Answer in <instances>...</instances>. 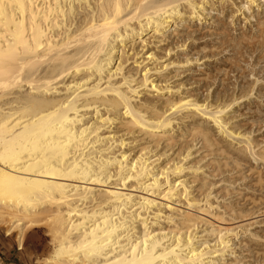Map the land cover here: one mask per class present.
<instances>
[{
  "label": "bare ground",
  "instance_id": "bare-ground-1",
  "mask_svg": "<svg viewBox=\"0 0 264 264\" xmlns=\"http://www.w3.org/2000/svg\"><path fill=\"white\" fill-rule=\"evenodd\" d=\"M227 23L264 62V0H0V224L19 248L45 225L54 264L264 263V146L240 106L264 74L213 95L239 61L198 54Z\"/></svg>",
  "mask_w": 264,
  "mask_h": 264
},
{
  "label": "rangeland",
  "instance_id": "rangeland-1",
  "mask_svg": "<svg viewBox=\"0 0 264 264\" xmlns=\"http://www.w3.org/2000/svg\"><path fill=\"white\" fill-rule=\"evenodd\" d=\"M199 27L200 26L198 25V28ZM226 27L224 28L225 29L224 31H227V33H226L225 36L223 35L225 32L222 34V37L220 38V41L219 40H217L216 42L215 41H208V42L204 43V44H207V49L208 50H204V52L202 51V52H199L198 54H199L200 57L202 56V58H203L205 55L207 56V55H210V54H213L214 52H216V51L213 50L212 51L213 53H212L210 51V49H209L210 46H212L214 44L221 45V43H223V44L224 43H227L226 45L224 44L225 47H227V51L222 56L223 57L227 56L226 59L229 62H230V60L231 61H233V60L235 61V59L237 58V60L239 61V65L237 63L238 61H236V63H237L236 65H237V67L238 66L239 67H238V69H237L236 66L234 67L235 68L234 73H229V76L227 77V79L225 80V82H222L221 79L219 78L220 75H217L218 74L217 72H216V74H214L213 73L214 70H213V72H212L214 74L213 75V80H212V84L213 85L211 84V82L209 83V84L212 85L210 87V89H209V92H210V94H213L214 95L215 94L214 92L216 90L217 91H223V90L225 91L226 90V92L228 93V96L230 97V95H234V93H235V95H237L238 93H242V94L247 93L246 91L249 90L248 89L249 87H247L248 84L254 78H256V76H254V75L252 76V75H249L248 74V72L251 71V67L253 68V65L254 64L259 63L258 65H255L254 70L256 71L257 74H258V71L260 72L262 70L261 71L262 72L261 73L262 75H260V77H263V74H264L263 73L264 72V62H262L261 60H260L261 61L260 62L257 59L251 58V57H249L250 55H247L246 57L241 58L242 61H240L238 59V57H239V52L238 51L241 49V47H240L241 45L239 44L240 42L238 41V39H237V37L235 35V34H237V32H233V30L231 29V27H230V25L228 23L226 24ZM179 28H181V27H179ZM229 29L232 30V31H230V34H228L229 33L228 32ZM247 29H249V25H247ZM226 36H228V37H226ZM228 39H230V40H228ZM228 44H230V45H228ZM191 45L189 47H191V48H195L196 47L194 49L196 51H197V47H198L197 45H199L200 48H203V45H201V44H197V45L194 44L192 46ZM224 45H223V47H224ZM215 46H217V45H215ZM228 46H230V47H228ZM234 48H237V49H234ZM241 51H242V49L240 50V52ZM194 52L195 51H193L192 53H194ZM230 56L232 58L233 57L234 58L231 59ZM249 58H251L252 60L249 59ZM212 60L213 59H209L208 60V63H211V65H212V66L210 65L211 71L216 66H219L220 64H223L224 63V62L221 63V61L220 62H212ZM248 62H249V64L251 66L248 64ZM220 66L222 67V65H220ZM242 66L245 67V68H243ZM249 66H250V68H249ZM204 67L205 66H202V67L197 68V69H203ZM221 67H219V68H221ZM208 68H209V66H208ZM241 68L242 69H245V72L246 73L245 72L242 73V71H241L242 69ZM185 70L186 71L183 74V76L184 75L185 76L187 75L188 77H191L192 75H195V74L197 75L198 73H200V72L194 71V69H185ZM198 71H201V70H198ZM235 75H238V77H236ZM248 75H249V77H248ZM239 76H240V80L242 81V84L243 85H241V83L238 85V82H236V79L239 78ZM263 80L264 79H261L260 82H264ZM260 82H259V84H260ZM187 83L188 84H186V88L187 89H191V88L194 89L193 93L195 95L196 94H200L201 97H203V96H204V98L207 97V95L205 96V94H206L205 90H207V87L209 88V84L205 88H202V89L198 88L197 89V87H195L196 84H193L192 85L193 81H190V82L187 81ZM226 86H230V87L228 88ZM242 86H244V87H242ZM224 88H227V89H224ZM199 90H201V91H199ZM242 90H245V91H242ZM203 92H205L204 95L201 94ZM254 96L255 95H254V92H253L252 97H254ZM249 98H247V99L245 98L246 100L243 99V102L244 103L242 102L241 103L242 105H240L241 107L246 106L245 107L246 110H244V111L248 114L246 116L249 117L248 118L249 120L246 121L249 124V126L251 127V129L248 130L249 131L248 134L250 133V135H248L249 136V140L252 141L251 139H254L252 141V143H258L260 146H264V102L261 100L262 102H260L261 103V105H260L259 104V101L260 100L258 101V99H256V102L257 103H253V102H255L254 99L252 98L253 99L252 100L250 98L251 99L250 100ZM213 99H214V97H212V99H210V101L213 100ZM210 103L211 104H216V102H214V101H211ZM247 103L250 106L247 105ZM255 105H257V107L258 106L259 107L257 108ZM237 114L235 113L234 116H233V117H235L234 118L235 119L234 121L237 120V122L240 123V122H242L241 120L243 119V117H239ZM240 125H243V124L240 123ZM260 141H263V142H260ZM255 150L256 149H254V151ZM252 159L253 158L250 157V160H251L250 161L251 162V164H250L251 166L250 167L252 169H257V170L261 171V178L260 179H262V183H260V184L264 187V166H263L264 165V160H262L263 161L262 162V161H259V160L254 161ZM262 192H263L262 195H264V190H262ZM256 209H257L258 216H257V219H255V220H258V221L264 220V203H262V202L259 201L258 204H257ZM201 216H203L205 219H209L207 221H211L212 220L211 222L207 223L208 225L206 223H203L204 224V227L206 226L207 228H209L210 223L213 224L214 222H215L214 225H216V226L219 225L210 216H204V215H201ZM30 228L27 229L23 233V235H22V242L23 243H21V246H20L21 248H19L17 242L15 241V234H16L17 231L13 229L14 231L11 230V233L9 231V233H10L9 234L8 233V226H4V225H1L0 226V264H43V263L44 264H47L48 262L51 261V259L48 260V258H51V255H52V253H53V251L55 249V244H54V242L52 240V236L49 234V230H48L47 226L40 225V226H36L34 228L33 227H30ZM6 231H7V234H9V235H6ZM49 254H50V256H48ZM44 259H46V260H44ZM42 260H44V261H42ZM45 261H47V263ZM51 262H53V261H51ZM51 262L49 264H54V263H51Z\"/></svg>",
  "mask_w": 264,
  "mask_h": 264
}]
</instances>
